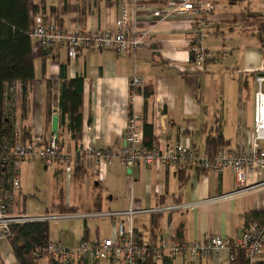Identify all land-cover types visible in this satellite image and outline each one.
Wrapping results in <instances>:
<instances>
[{
    "label": "crops",
    "instance_id": "0c3cea01",
    "mask_svg": "<svg viewBox=\"0 0 264 264\" xmlns=\"http://www.w3.org/2000/svg\"><path fill=\"white\" fill-rule=\"evenodd\" d=\"M133 1L140 3L141 9L130 20V34L143 38L142 46L134 52L81 48L72 60L63 45L35 48L26 116L22 117L20 110L17 115L21 126L29 127L30 140L38 139L42 144L53 134L51 119H46V82L52 81L50 106L52 115L57 114L58 78L63 65L67 78H84L81 134L75 141L64 129L58 130L60 148L70 154L87 145L120 149L131 111L142 117L144 140L150 139L151 144L178 140L204 152L208 138L222 140L217 149L247 144L258 88L256 78L264 72V0H213L206 45L214 56L203 66L193 62L189 49L193 37L191 15L176 13L160 19L152 15L151 10L161 8L168 0H32L31 8L47 12L66 30L115 31L123 3ZM133 75L140 77L142 84L132 95L128 82ZM41 170L50 176L55 188L50 210L57 211L58 205L79 209L67 219L93 209L116 212L130 206L147 209L193 203L192 208L133 216L138 238L153 245L161 239L193 242L211 235L234 239L245 227L246 213L264 210V186L225 196L236 188L230 169L222 173L186 165H136L128 169L116 160L96 175L93 161L86 157L70 175L61 162L49 168L39 159L23 161L18 169L19 187L12 215H26L24 178L28 172ZM112 220L115 233L118 219ZM177 231H181L179 237ZM40 263L45 264L46 258ZM0 264H19L8 241H0ZM171 264L239 263L231 261L229 252L223 250L199 260L171 257Z\"/></svg>",
    "mask_w": 264,
    "mask_h": 264
},
{
    "label": "built area",
    "instance_id": "2783aa9c",
    "mask_svg": "<svg viewBox=\"0 0 264 264\" xmlns=\"http://www.w3.org/2000/svg\"><path fill=\"white\" fill-rule=\"evenodd\" d=\"M141 9L140 3L125 2L116 19L115 31H88L76 28L66 30L55 23L47 12L38 11L32 17L30 36L36 47H54L63 45L67 56L74 59L76 52L83 49L135 51L143 44L142 36L130 34V20L135 18ZM213 0H168L161 8L151 10L154 17L166 18L171 14L188 12L191 15L193 37L189 49L192 59L198 66L214 55L208 50L206 40L212 19ZM258 88L254 93V110L251 138L247 144L238 143L233 149L219 148L213 155L197 148L188 147L181 141L158 142L150 146L143 144L144 131L142 117L134 111L128 115L123 145L118 150L95 148L91 145L76 148L70 154L59 146L57 135H50L46 142L38 144L23 142L21 138V124L16 117H12L11 136L2 142V156L0 158L5 167L0 184V241H7L12 224L34 221H51L67 218L65 214H43L28 216L24 214L12 215L14 194L19 187L18 169L23 161L41 160L46 167H53L61 162L66 174L70 175L74 166L89 157L94 164V174H99L103 167L119 161L126 168L136 165H157L176 167L186 165L196 167L205 172L222 173L230 169L234 173L236 188L225 196H233L264 186V72L257 75ZM130 94L141 86L140 77L133 75L129 79ZM7 101L14 107L22 96L20 83L6 85ZM6 101V102H7ZM218 197L205 201L216 200ZM193 203L171 204L162 208H133L116 212H87L73 215L77 218H116L115 236L100 238L95 241L83 240L76 248L65 247L61 243L49 241L41 250L38 264L48 256L59 259L63 264H76L81 260H103L120 264H136L144 259V246H139L138 235L132 226V218L136 214H151L158 211L180 210L192 208ZM151 249V248H150ZM223 250L229 252V259L235 260L237 253L242 252L249 264L261 262L264 251V221L252 222L246 225L237 238L229 239L220 235H211L204 240L193 242L161 239L151 249L152 256L158 260L164 255L171 257H192L199 260L210 254H217ZM34 255L39 256V253Z\"/></svg>",
    "mask_w": 264,
    "mask_h": 264
},
{
    "label": "trees",
    "instance_id": "16d2710c",
    "mask_svg": "<svg viewBox=\"0 0 264 264\" xmlns=\"http://www.w3.org/2000/svg\"><path fill=\"white\" fill-rule=\"evenodd\" d=\"M32 0H0V158L2 156V142L11 136L12 117L18 115V110L22 117L26 116L28 107V92L34 80V40L30 36L32 17L38 10H32ZM57 24V23H56ZM59 96L57 103L58 130L64 129L70 134L71 140H77L82 130V93L84 78L75 76L67 78L64 66H60L59 72ZM14 82L20 83L22 96L17 104L12 107L7 101L5 92L6 85ZM52 81L46 82V119L50 121L52 110L50 106V87ZM7 101V102H6ZM28 126H21V138L23 142H34L29 137ZM59 131L57 133V136ZM145 135V132H144ZM49 138V137H48ZM151 138V137H149ZM145 139V138H144ZM143 144L150 146V139ZM47 141V140H46ZM222 144L220 138L206 141V153L213 155L219 145ZM59 146L62 147L61 143ZM5 167L0 160V184L1 176ZM57 214H77L78 208L57 206ZM264 210L250 211L244 216V225L252 222H263ZM181 231H177L180 236ZM178 240V239H176ZM12 253L19 264H38V259L42 257L41 250L48 244L49 227L47 221L24 222L12 224L10 235L7 239ZM139 246H144V259L138 260L136 264H171V256L164 255L156 260L152 256L151 249L154 246L148 242H143L138 238ZM151 248V249H150ZM39 253V256L34 255ZM100 261L85 263L84 260L76 264H102ZM239 264H249L242 252H238L235 260ZM45 264H63L59 259L51 256L46 257ZM105 264H120L116 262H106ZM256 264H264V261Z\"/></svg>",
    "mask_w": 264,
    "mask_h": 264
},
{
    "label": "rangeland",
    "instance_id": "374dc122",
    "mask_svg": "<svg viewBox=\"0 0 264 264\" xmlns=\"http://www.w3.org/2000/svg\"><path fill=\"white\" fill-rule=\"evenodd\" d=\"M160 19L158 17H154ZM50 168V167H49ZM39 172H28L24 178L25 194L24 201L25 214L28 216H38L42 214H57L56 210H50L54 203L52 199L53 189L50 176ZM23 201L21 202V205ZM89 211L92 209H82ZM93 212L98 210L93 209ZM47 212V213H46ZM68 215V214H67ZM113 218H87V219H59L48 221L49 238L51 241L61 243L65 247H74L83 238L95 241L102 237H113ZM114 238V237H113ZM91 260V258H89ZM103 264V263H102Z\"/></svg>",
    "mask_w": 264,
    "mask_h": 264
},
{
    "label": "water",
    "instance_id": "95a60500",
    "mask_svg": "<svg viewBox=\"0 0 264 264\" xmlns=\"http://www.w3.org/2000/svg\"><path fill=\"white\" fill-rule=\"evenodd\" d=\"M57 131H58V115L53 114L51 117V132L54 135H57ZM84 262L86 263L87 260H84Z\"/></svg>",
    "mask_w": 264,
    "mask_h": 264
}]
</instances>
